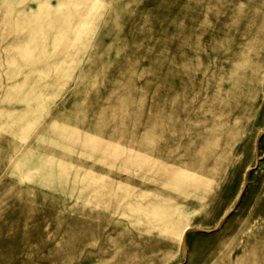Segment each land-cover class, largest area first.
Segmentation results:
<instances>
[{
	"label": "rangeland",
	"instance_id": "1",
	"mask_svg": "<svg viewBox=\"0 0 264 264\" xmlns=\"http://www.w3.org/2000/svg\"><path fill=\"white\" fill-rule=\"evenodd\" d=\"M0 264H264V0H0Z\"/></svg>",
	"mask_w": 264,
	"mask_h": 264
}]
</instances>
